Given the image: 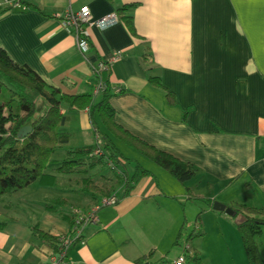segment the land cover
<instances>
[{"label": "crops", "instance_id": "obj_1", "mask_svg": "<svg viewBox=\"0 0 264 264\" xmlns=\"http://www.w3.org/2000/svg\"><path fill=\"white\" fill-rule=\"evenodd\" d=\"M24 1L26 10L0 14V44L18 64L31 67L51 87L70 95L90 93L96 102L102 98L96 92L97 76L109 74L113 89L126 90L111 99L118 124L193 164L198 172L187 185L197 194L228 207L264 208V0ZM131 4L136 5L131 14L137 35L120 20L107 29L87 25L91 46L84 53L75 32L58 18L66 10H88L97 21ZM118 53L122 57L116 59ZM101 62L109 68L100 70ZM150 78L161 80L177 103L170 104L166 90ZM63 112L69 116L66 126L78 123L83 140L78 146L108 135L97 114L67 107ZM66 133L72 140L74 134ZM110 138L127 171L132 167L129 174L138 165L150 175L118 204L98 211L99 222L88 225L82 241L69 251L73 264H139L137 260L153 251L151 261L145 262L151 264L164 262L166 256L157 257L173 247L199 249L194 242L187 244L200 207L188 201L186 186ZM63 181L58 175L54 187L37 181L26 188L34 222L17 215L11 196L0 200V264L48 263L53 247L36 240L31 227L38 224L45 233L59 236L69 234L70 225L45 205L67 199L70 212L74 207L84 211L88 203L72 186L69 194L53 191ZM224 214L207 209L202 219L224 218L236 229L233 217ZM259 246L264 257V231Z\"/></svg>", "mask_w": 264, "mask_h": 264}, {"label": "trees", "instance_id": "obj_2", "mask_svg": "<svg viewBox=\"0 0 264 264\" xmlns=\"http://www.w3.org/2000/svg\"><path fill=\"white\" fill-rule=\"evenodd\" d=\"M135 7V4L125 5L117 10L119 20L134 36L137 34L131 13ZM5 12L8 10L1 9L0 14ZM85 26L87 25L80 24L84 30L82 36L88 42ZM108 77L109 74L102 76L101 73L97 76L96 85L102 83L106 86L98 102L90 93L66 94L57 87L49 86L31 67L18 64L0 44V200L26 189L37 181L44 187H54L58 182V175L75 176L76 182L72 192L88 199L84 211L77 207L72 208L70 212L66 211L71 206L67 199L45 205L48 212L59 215L68 222L70 233L67 236L74 235L75 229L78 228V211L88 212L107 198L115 200V204H118L131 194L142 178L150 175L138 165L133 174H129L110 138L113 136L168 171L186 186L188 201L201 205L195 229L189 233L187 244L191 245L195 240L205 238L207 233L202 227V217L207 209L213 210L214 201L197 194L193 187L187 185L196 176L197 168L135 137L118 124L111 99L126 90L117 87L116 90L113 89ZM150 82L164 88L161 80L157 78H150ZM164 90L169 103L175 105L176 96L167 89ZM64 107H67L68 111L87 109L92 116L97 114L108 135L102 137L101 142L96 139L92 145L70 146L71 135L61 131V128L69 123V116L63 112ZM25 127H31V132L26 136H19ZM62 148L67 149L66 156L60 166L50 173L48 169L54 162V155ZM96 150H99L101 155H95ZM231 208L235 211L233 219L249 264H264L259 246V239L264 231V208L246 205ZM31 230L34 238L53 247L54 253L62 249L60 237L66 235L52 236L42 231L38 224L33 225ZM82 239L83 234L77 242ZM153 256L152 251L137 262H150ZM181 257L184 258V264H206L200 250L194 246L185 247ZM151 264L165 263L162 260Z\"/></svg>", "mask_w": 264, "mask_h": 264}, {"label": "rangeland", "instance_id": "obj_3", "mask_svg": "<svg viewBox=\"0 0 264 264\" xmlns=\"http://www.w3.org/2000/svg\"><path fill=\"white\" fill-rule=\"evenodd\" d=\"M78 128V123L76 122H73L68 126L61 128L62 132L68 131L74 134L73 139L70 143V146L72 147H76L82 144L83 142V140L79 137ZM90 143L92 144L93 140ZM66 151V148H62L61 150L56 152L53 158L54 162L50 164V167L48 169L50 173L54 172V170L58 166H60L61 162L66 156ZM128 169L130 173L133 170L130 166H128ZM70 176L71 175H59V177L63 178V180L65 181H63V184H60L59 187L53 189V191L58 192L59 190H61L64 191L66 194H69L71 186L73 188L75 187V183L73 181L76 178L75 176L74 178H71L70 180H73L70 184ZM201 192L204 194L206 190L203 189ZM28 193H30V190L24 189L13 194L7 195L4 197V199H6L8 196H11V201L12 204L15 206V209L17 210V215L20 218H25L30 220L31 222H34L33 219L35 218V216L32 215L30 212V208H32V206L30 202L31 199L30 197H28ZM46 195H48V193H46ZM17 199H19V201ZM84 199L85 198H83V200ZM195 205L201 207L199 203H195ZM224 216L227 217V214H224ZM222 219L223 221H220L213 216L204 217V219H202V227L206 231L207 236L203 239L195 240V246L199 247L201 251V256L207 264H249L239 231L236 230L237 228L235 229L234 227H230L228 223L224 222V218ZM184 250L185 245L173 247L172 249L165 250L164 253L160 252L161 255H159L157 259L162 257L163 254L164 256H166V259H164L163 263L175 264V260L177 259L179 254L184 253Z\"/></svg>", "mask_w": 264, "mask_h": 264}, {"label": "built area", "instance_id": "obj_4", "mask_svg": "<svg viewBox=\"0 0 264 264\" xmlns=\"http://www.w3.org/2000/svg\"><path fill=\"white\" fill-rule=\"evenodd\" d=\"M0 8L8 11L14 10H26L27 6L25 5L24 0H0ZM59 20L62 23V26L65 29H72L77 37L78 49L81 53H84L89 45L88 42L82 36L84 30L81 29L80 24L86 25H95L100 29H107L119 23V19L117 15L111 14L103 19L94 21L92 19V15L88 10H82L81 12H74L72 10H66L63 14L59 15ZM121 53L116 55V59L121 58ZM109 68V64L106 62H101L99 65L100 70H106ZM106 86L102 83L97 85L96 92L101 93L104 92ZM98 142H101L98 139ZM95 155H101L99 150L94 152ZM115 200L113 199H103L99 205L91 208L88 212L78 211V228L75 229L74 235L66 237H60V241L63 243L62 249H59L57 253H52L49 257V261L47 264H73L72 260L69 258V251L72 246L76 244L78 239L82 237L84 229L91 224H96L99 222V217L97 215L98 211L102 207H106L109 205H113ZM188 248V247H187ZM175 264H184V258L180 257Z\"/></svg>", "mask_w": 264, "mask_h": 264}, {"label": "water", "instance_id": "obj_5", "mask_svg": "<svg viewBox=\"0 0 264 264\" xmlns=\"http://www.w3.org/2000/svg\"><path fill=\"white\" fill-rule=\"evenodd\" d=\"M31 130H32L31 127H25L20 131L19 136H21V137L26 136L27 134H29L31 132ZM213 210H215L217 212H224L231 217L235 216V211L231 207H228L227 205L222 204L220 202L214 203ZM145 264H149V263H145Z\"/></svg>", "mask_w": 264, "mask_h": 264}]
</instances>
